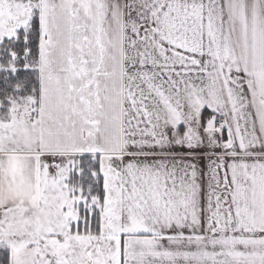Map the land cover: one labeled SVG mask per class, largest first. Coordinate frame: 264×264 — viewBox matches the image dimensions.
Returning a JSON list of instances; mask_svg holds the SVG:
<instances>
[{
	"label": "snow or ice",
	"instance_id": "6c2138e0",
	"mask_svg": "<svg viewBox=\"0 0 264 264\" xmlns=\"http://www.w3.org/2000/svg\"><path fill=\"white\" fill-rule=\"evenodd\" d=\"M0 264H264V0H0Z\"/></svg>",
	"mask_w": 264,
	"mask_h": 264
}]
</instances>
